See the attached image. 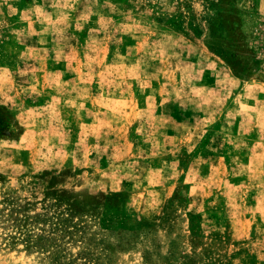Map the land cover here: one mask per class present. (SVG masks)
Here are the masks:
<instances>
[{
	"label": "rangeland",
	"instance_id": "374dc122",
	"mask_svg": "<svg viewBox=\"0 0 264 264\" xmlns=\"http://www.w3.org/2000/svg\"><path fill=\"white\" fill-rule=\"evenodd\" d=\"M0 264H264V0H0Z\"/></svg>",
	"mask_w": 264,
	"mask_h": 264
}]
</instances>
